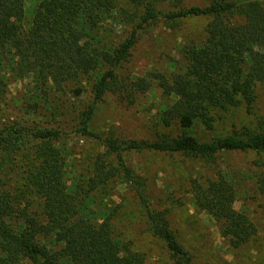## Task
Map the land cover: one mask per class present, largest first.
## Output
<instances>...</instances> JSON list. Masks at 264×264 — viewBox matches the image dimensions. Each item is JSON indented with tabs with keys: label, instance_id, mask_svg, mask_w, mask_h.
<instances>
[{
	"label": "trees",
	"instance_id": "trees-1",
	"mask_svg": "<svg viewBox=\"0 0 264 264\" xmlns=\"http://www.w3.org/2000/svg\"><path fill=\"white\" fill-rule=\"evenodd\" d=\"M24 1L0 0V59L11 54L10 73L30 80L29 93L36 99L24 113L35 115L42 103L59 117L50 96L80 103L88 98L68 129L95 149L85 172L70 180L65 124L0 125V264H146L137 241L143 235L172 264H196L171 229L168 210L153 206L146 179L130 164L131 155L142 153L178 155L215 169L210 178L189 181L191 203L214 220L234 249L252 244L257 227L234 208L241 189L237 176L218 160L222 154H254L258 173L250 185L264 197V127H234L209 141H200L195 128L216 131L225 114L255 106L264 86V0H211L205 7L164 14L157 6L167 0H127L134 12L126 19L130 32L121 40H113L108 28L119 0H37L27 30ZM189 18L210 19L205 40L185 50L184 69L171 79L152 76L164 98L158 123L173 132H156L149 141L95 130L98 106L108 96L134 103L150 89L151 80L122 72L137 31L159 19ZM119 188L131 195L130 212L111 201Z\"/></svg>",
	"mask_w": 264,
	"mask_h": 264
},
{
	"label": "rangeland",
	"instance_id": "rangeland-1",
	"mask_svg": "<svg viewBox=\"0 0 264 264\" xmlns=\"http://www.w3.org/2000/svg\"><path fill=\"white\" fill-rule=\"evenodd\" d=\"M211 0H167L157 6L159 12L168 13L179 7H205ZM24 20L22 27L27 30L34 17L37 0L24 1ZM118 11L108 24L113 40L126 38L130 32L126 19L134 12L127 0H119ZM208 18H189L167 23L163 19L151 22L137 31L136 44L131 56L123 67L124 77L137 76L151 80L150 89L137 96L134 103H121L113 96H108L98 106L93 126L102 134L113 133L121 139L149 140L154 139L156 132L172 133L164 130L158 123L164 98L158 82L152 79L153 74H162L167 79L184 69L185 50L200 44L206 38ZM11 54L0 59V125L14 124L50 127L65 124L69 131L64 143L71 148L68 159V177L70 180L79 172L88 168L87 160L95 149V145L87 140L73 136L68 129L73 124L81 103L66 95H52L49 101L53 106L57 103V117L53 113L41 109L35 115L32 111L27 115L24 109L34 105L36 99L31 96L30 80L19 81L10 73ZM30 89V90H29ZM224 123L213 132L205 131L201 126L195 128V135L200 141H209L213 137L225 135L243 126L257 129L264 127V86L258 89L255 106L246 111L244 108L232 110L224 115ZM175 131V130H174ZM175 133V132H174ZM257 157L252 153L222 154L219 166L237 176L241 188L234 208L244 212L257 227L254 242L241 249H234L232 244L221 237L219 226L212 218L200 212L191 203L190 180L192 178L207 179L215 169L206 168L201 162L185 159L181 156L142 153L130 156L132 167L147 181L149 196L155 208L167 209L171 229L178 240L191 253L196 264H264V197L254 192L251 180L258 171L254 168ZM111 201L125 207L130 212L131 195L123 188L115 192ZM136 234L139 230L134 231ZM138 247L147 256L146 264H172L167 254L151 238L139 236ZM48 249L55 246L45 240Z\"/></svg>",
	"mask_w": 264,
	"mask_h": 264
}]
</instances>
